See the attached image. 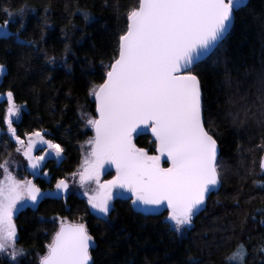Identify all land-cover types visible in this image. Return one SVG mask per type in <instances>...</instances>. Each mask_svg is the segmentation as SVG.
I'll use <instances>...</instances> for the list:
<instances>
[{
	"label": "trees",
	"instance_id": "trees-1",
	"mask_svg": "<svg viewBox=\"0 0 264 264\" xmlns=\"http://www.w3.org/2000/svg\"><path fill=\"white\" fill-rule=\"evenodd\" d=\"M137 2L0 0V93L11 90L14 101L26 106L13 124L16 133L25 140L26 133L41 131L45 140L64 149L60 158L42 161L32 178L47 194L14 216L16 242L24 253L17 260L40 264L58 220L64 219L84 223L94 238L92 264H190L189 256L200 264H226L238 245L246 250L243 264H264V171L259 167L264 153V0H245L226 36L191 68L200 81L204 127L219 146L221 175L191 228L177 233L166 213L138 210L128 194L115 196L109 215L102 217L79 194L56 191V182L79 165L93 134L82 118V113L95 116L89 90L103 82L100 62L109 64L118 55L125 13ZM77 8L93 19L86 21ZM6 105L7 98L0 102V164L18 147L3 120ZM134 143L156 151L150 131ZM18 156L19 172L27 174V160ZM105 168L106 176L116 174L114 165ZM0 264H9V258L0 254Z\"/></svg>",
	"mask_w": 264,
	"mask_h": 264
},
{
	"label": "snow or ice",
	"instance_id": "snow-or-ice-1",
	"mask_svg": "<svg viewBox=\"0 0 264 264\" xmlns=\"http://www.w3.org/2000/svg\"><path fill=\"white\" fill-rule=\"evenodd\" d=\"M243 6L245 0H138L126 11V30L117 41L118 55L109 64L100 62L103 82L89 90L98 116L82 113L85 126L95 132L87 141L91 151L79 172L81 186L90 181L99 186L92 195L84 192L93 211L108 216L116 194L113 190L119 189L131 193L134 205L166 208L165 219L177 233L193 226L194 216L221 183V175L217 141L204 127L200 81L191 68L204 52L218 45L233 23L234 12ZM19 11L23 15L25 9ZM77 11L86 21L93 19L88 11ZM4 35L9 36L7 30ZM47 59L54 62L52 57ZM3 71L4 65H0V73ZM6 98L3 120L7 133L20 145L16 151L23 149L33 175H38L42 161L53 155L60 157L64 149L45 140L41 131L26 133L25 144L13 126L21 107L11 90ZM148 131L158 155H149L134 143L136 136ZM38 144L45 146L44 154L33 156ZM162 157H166L168 167H162ZM105 165H114L116 175L101 184ZM259 167L264 171V158ZM0 168L4 170L0 180V254L7 255L9 264H19L17 257L24 253L16 247L13 216L18 208L35 205L44 194L32 181L13 176L7 161ZM68 187L65 179L56 182L58 193ZM93 240L84 223L62 221L40 264H92ZM245 256L244 246L238 245L226 264H243ZM188 260L200 264L195 257Z\"/></svg>",
	"mask_w": 264,
	"mask_h": 264
},
{
	"label": "rangeland",
	"instance_id": "rangeland-1",
	"mask_svg": "<svg viewBox=\"0 0 264 264\" xmlns=\"http://www.w3.org/2000/svg\"><path fill=\"white\" fill-rule=\"evenodd\" d=\"M4 30V27L3 26H1L0 27V33L2 32ZM5 96H6V94H5ZM16 103V102H15ZM19 107H21V113H22V111L23 110H25L26 109V106H25V104H22V103H16ZM7 106L8 105H6V109H7ZM21 113H20V115H21ZM88 116H90V117H95V116H93V115H88ZM19 118H20V116H19ZM19 118H16V117H14L13 118V120H14V122L15 121H17V120H19ZM7 126V125H6ZM91 130H92V128L90 127V126H88ZM94 137V134H92L86 141H85V143H84V150H83V152H82V157H81V161H80V163H79V165L77 166V168L75 169V171L73 172V173H76V175L75 176H73V173H71L68 177H67V183H68V185H69V187H68V189L65 191V192H75V193H77V194H79L80 196H82L85 200H86V202L88 203V197L87 196H85L84 195V192L85 191H87L88 193H89V195H92V194H94L96 191H97V189H98V185L96 184V182L95 181H90V182H87L84 186H81V184H80V182H79V172L80 171H82V168H81V165H83V163H84V160H85V158L88 156V154L90 153V151H91V146L87 143V141H89L90 139H92ZM27 140H28V137L24 140L25 141V144L27 143ZM18 147H20V145H18ZM44 145H43V147L41 148V149H39V152H37V151H34V149H33V152H32V155L33 156H40V155H43L44 154V152H43V149H44ZM146 150V149H145ZM147 151V150H146ZM148 152V151H147ZM149 153V152H148ZM18 154H20L23 158H25L24 157V155H23V149L20 151V152H15L14 154H12V155H10L5 161H7L8 162V170H9V172L13 175V176H15L18 180H27V178L30 176V175H32L33 174V170L31 169V168H28L27 169V171H28V173L26 174V173H20L19 172V169L21 168V162H20V160L18 159L19 158V156H18ZM159 153L157 152V151H155L154 153H149V155H158ZM49 157H55L54 155L53 156H49ZM60 157H61V155H60ZM60 157H55V158H60ZM25 160H27V158H25ZM4 161V162H5ZM3 162V163H4ZM161 165H162V167H168L169 166V162L167 161V159H166V157H162V159H161ZM107 169L108 168H104L102 171H101V175H100V183L101 184H103L104 182H106V181H109V180H111V179H113V177L116 175H111V176H106L105 175V172L107 171ZM106 170V171H105ZM38 172H39V169H38ZM0 180H3L4 179V170L1 168V170H0ZM29 180V179H28ZM30 181H32V183H34V181L32 180V179H30ZM37 186V185H36ZM114 192L116 193L114 196H113V198L115 197V196H121L122 194H124V190H119V189H114ZM113 198H112V200L110 201V204H111V207H112V205H113ZM89 205V204H88ZM89 208H90V210L94 213V214H97V215H99V216H101L99 213H97V212H95V211H93L92 209H91V206L89 205ZM19 209V208H18ZM18 211V210H17ZM16 211V212H17ZM16 212H15V214H16ZM15 214H14V216H15ZM167 215H168V212L166 213V217H167ZM14 216H13V220H14ZM102 217H104V216H102ZM65 222V220L64 219H59L58 220V222H59V225H60V223L61 222ZM169 222V224L171 225V222L170 221H168ZM15 223V222H14ZM171 227H173L172 225H171ZM174 228V227H173ZM187 228V227H186ZM16 247H17V249H20L19 248V246H18V244H17V242H16ZM3 255H5L6 257H7V255L6 254H3Z\"/></svg>",
	"mask_w": 264,
	"mask_h": 264
},
{
	"label": "water",
	"instance_id": "water-1",
	"mask_svg": "<svg viewBox=\"0 0 264 264\" xmlns=\"http://www.w3.org/2000/svg\"><path fill=\"white\" fill-rule=\"evenodd\" d=\"M234 21V20H233ZM232 25H233V23H232ZM232 25H231V27H232ZM231 27H230V29H231ZM229 29V30H230ZM229 32V31H228ZM227 32V33H228ZM226 33V34H227ZM226 34H225V36H226ZM224 36V37H225ZM223 37V38H224ZM222 38V39H223ZM216 46H214V47H212V48H210L209 50H207L206 52H204L198 59H197V61L194 63V65L197 63V62H199V61H201V60H203V59H205L212 51H213V49L215 48ZM5 98H6V96L5 95H3V94H1L0 93V102H2V101H4L5 100ZM94 101H95V98H94ZM95 109H96V104H95ZM98 116V114L96 113V111H95V117H97ZM92 131H93V134H94V136H95V132H94V130L92 129ZM218 153H219V146H218V144H217V156H218ZM262 158H264V153H263V155H262ZM40 191H41V193H43L44 194V191L42 190V189H40ZM65 191H63V193H64ZM45 195V194H44ZM43 195V196H44ZM42 196V197H43ZM42 197H40L39 198V200L42 198ZM38 200V201H39ZM135 207L138 209V210H141V211H143V212H145V213H150V214H159V213H162V211H164V210H166V208H163V207H161V208H151V209H149V208H147L146 206H142V205H135ZM203 207V206H202ZM65 223H71V222H65ZM76 224H78V223H76ZM60 226V225H59ZM59 230V227L57 228V230H56V232ZM55 232V233H56ZM55 235V234H54ZM93 244H94V241L92 242V245H91V247H90V250L92 249V247H93Z\"/></svg>",
	"mask_w": 264,
	"mask_h": 264
},
{
	"label": "flooded vegetation",
	"instance_id": "flooded-vegetation-1",
	"mask_svg": "<svg viewBox=\"0 0 264 264\" xmlns=\"http://www.w3.org/2000/svg\"><path fill=\"white\" fill-rule=\"evenodd\" d=\"M1 27V26H0ZM1 74L2 73H0V76H1ZM43 147V145H37V147L34 149V151H37V152H39V149H41ZM26 167H27V169L28 168H30V167H28V161L26 162ZM40 169V168H39ZM33 174H32V177L31 176H29L28 178H27V180L29 179H32L33 178ZM35 184V183H34ZM38 187V186H37ZM39 188V187H38ZM40 189V188H39ZM44 191V194H47L46 193V191L45 190H43ZM56 191H57V189H56ZM114 191V190H113ZM60 193H62V192H60ZM124 194H128V195H130L131 196V193H129V192H127V191H124ZM29 204H31V203H29ZM162 213H167V210H164V211H162Z\"/></svg>",
	"mask_w": 264,
	"mask_h": 264
}]
</instances>
